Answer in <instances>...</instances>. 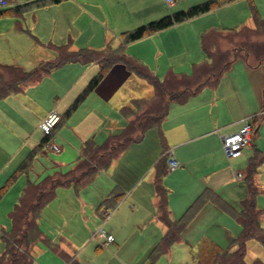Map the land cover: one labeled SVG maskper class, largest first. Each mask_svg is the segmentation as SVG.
I'll list each match as a JSON object with an SVG mask.
<instances>
[{
    "label": "crops",
    "instance_id": "obj_1",
    "mask_svg": "<svg viewBox=\"0 0 264 264\" xmlns=\"http://www.w3.org/2000/svg\"><path fill=\"white\" fill-rule=\"evenodd\" d=\"M73 1L71 0L72 3L75 2ZM117 1L122 2L120 4L122 11L120 20L115 22V28L119 30L117 43L114 47L109 44V41L106 45H93L94 50L113 51L122 47L127 58L145 66L161 80L166 79L171 74L192 76L199 67L209 65L212 62L203 49L202 36L204 34L222 32L227 35L234 29L250 27L242 25L246 22L245 20H248V15H245L243 9L231 10V7L239 5L237 3H241L240 1L243 0H217L220 4L204 14L174 24L139 40L123 43L121 36L123 32L135 29L139 25L159 19L170 13L164 15L160 13L159 9L164 12V8H159V1L142 0V3L136 0ZM192 1L194 0H190L188 3L191 4ZM203 1L206 0L193 3L187 8ZM160 2L162 3V0ZM84 3L86 2H75L77 7L84 5ZM114 4H116L115 1L111 5L117 9ZM224 9H227L225 14L221 13ZM80 10L84 12V9ZM153 13H155L154 16ZM219 16L235 20L236 25L234 26L236 27L227 29L229 27L221 25L223 30H217L216 28L220 27L216 25L215 21L218 20ZM251 17L253 19V16ZM187 21L190 26L186 30L182 28V25ZM253 23L251 27L255 26L254 19ZM190 35L192 38H190ZM193 40L199 42L200 45L198 47L193 46L191 43ZM39 45L30 47V44H24L18 48L19 50L0 51V61L10 62L0 64L14 65L28 70L33 69L41 62L51 61L57 57V49L54 44ZM79 46L82 45L73 47L72 51L82 48L93 49ZM188 47L190 55L189 53L186 55ZM195 47L196 56H192L191 53L195 50ZM231 49L232 46L220 48L219 50L227 51ZM202 54L206 56L208 61L201 57ZM174 62L191 65V72L178 70ZM235 63L239 65L236 69L240 76L229 78L227 75ZM261 66L264 68V63L251 65L243 57L233 59L216 83L212 82L205 85L183 101L170 102L166 114L160 120L154 122L139 140L130 143L122 153L114 158L106 168L107 170L98 171L89 183L78 188H75L72 184L64 185L63 188L58 186L54 191V197L50 201L54 199L52 208L54 219L57 218L56 220H58L57 222L60 223L61 227H59V232L52 237L53 240L48 236H43L42 233L38 242L42 240L51 248L54 256L57 259L61 257L64 263L84 264L80 262L77 250L88 240L89 225L96 219L98 213H100L98 215L100 219L101 212L104 209V206H102L103 201L117 188L125 192L123 198L129 193L135 194L126 199L131 205V218L119 216V214L114 216L116 226H113L107 232L117 235L116 238L120 239L121 242L116 243L114 239L112 243H115L117 248L125 243L124 235L129 231V221L131 219L143 226L153 224L156 232L148 245L153 252L161 243L167 229L158 214L159 196L156 176L159 171L164 172L159 182L166 191L167 212L171 219L180 218L201 194L206 193L209 197L188 221L179 240L174 243L180 242L185 236L186 229L192 227L191 225H196V221H206V223L215 226L225 223L227 219L225 215L229 214L221 209L219 200L226 202L235 210H241V202L249 195L245 175L252 161L258 164V171L253 176V183L257 189L254 202L256 208L261 212L260 225L264 228V210L257 205V199H260L264 193V189L261 187L264 185L261 173V168L264 166V70L263 72L260 71L259 74H254V71ZM99 70V61L88 63L69 61L53 68L38 81L27 83L21 91L11 93L0 99V190L5 188L3 191L5 192L11 182L23 173V171H20V166L26 162L28 155L33 150L36 151L31 161L39 152H43L42 150L47 148L45 147L46 144L56 145L58 150L54 151L52 148H49V150L61 153L64 146L57 144H67L66 139H74L76 143L79 142L81 145L78 156L76 160L71 161L73 165L67 171L69 172L75 168L80 160V150L86 140L92 139L95 144L100 146L106 144L110 138L121 136L127 130L129 124L149 108L150 103L155 98L153 85L148 79L131 71L126 64L117 62L109 68L104 78L78 107L66 117V124L60 129L57 128L59 134L57 132L54 134L55 128L61 126L64 117L62 113L65 112ZM58 71H61V75L63 74L61 83L60 79L58 80ZM54 77L57 79L55 88L54 83L45 84L46 81H52ZM140 86L147 88L141 90ZM54 99L59 102L60 110L54 106ZM139 102L143 103L138 104ZM51 110L57 111L62 119L49 135H45L40 130L39 125ZM126 110L127 114L125 113ZM260 113H262V116L259 121H253L252 117ZM244 119L252 121L251 141L243 147L239 157L230 159L222 147L220 136L238 131L244 126ZM108 131H110L109 134H107ZM46 136L49 137V141L43 143ZM58 138L61 139L62 143L58 142ZM39 144L45 145L37 148ZM167 150H171L180 162V166L174 170L167 168L164 155ZM238 162L242 164L240 166L244 165V167L239 171H235L231 165L236 166ZM56 166L58 165L56 164ZM150 166H153V168L151 172H148ZM167 170L171 172L165 175ZM67 172L54 171L53 175L50 176H58ZM102 172H105L108 176L106 184L101 181L104 177L103 174L101 176ZM238 172L241 173L240 177L237 176ZM28 173L25 182L21 184L18 179L10 187L9 191L17 187L15 192L8 196L7 210L10 211V214L20 202L23 190L29 183H41L49 177L48 175L38 182L37 178L40 175L34 172L33 167L30 168ZM13 175H15V178H12ZM99 177L102 187L93 199L89 191L83 190V188L97 181ZM17 184L18 186H16ZM234 185H241L237 199L231 197V190ZM56 190L58 194H56ZM9 191L8 193H10ZM231 202H234V204ZM95 206V210L92 209ZM233 218L239 224L238 220L235 217ZM104 221L100 222V224H103V228ZM133 226L135 225L133 224ZM94 232L91 233V237ZM121 235H123L122 238H120ZM95 237L100 241L99 237ZM205 239H201L198 244ZM232 240H234V237L229 238V246L231 249H235L236 246H231ZM257 242L259 241L257 240ZM37 243L32 248V256ZM197 250L193 254V261ZM256 259L258 258L252 259L249 263L245 259V262L251 264Z\"/></svg>",
    "mask_w": 264,
    "mask_h": 264
},
{
    "label": "trees",
    "instance_id": "obj_2",
    "mask_svg": "<svg viewBox=\"0 0 264 264\" xmlns=\"http://www.w3.org/2000/svg\"><path fill=\"white\" fill-rule=\"evenodd\" d=\"M62 0H33L37 6L57 4ZM29 3H25L27 5ZM220 3L217 0H206L201 3L190 6L185 10H179L159 19L149 21L139 25L135 29L123 32L121 34L123 43L139 40L159 30L168 28L174 24L191 19L204 14ZM19 7V6H18ZM16 7L15 9L19 10ZM254 27H244L242 29L232 30L240 39L237 44L232 46L231 50L221 51L216 49L215 43L209 44L207 41L209 34L202 36V45L206 55L212 60L209 65H202L192 76H178L171 74L166 79L161 80L152 74L145 66L126 57L123 48L119 47L113 51H99L94 49L82 48L75 51L68 46H56L57 57L54 60L41 62L31 70H24L14 65L0 64V99L5 96L19 92L23 86L29 82H35L41 79L53 68L58 67L69 61H83L85 63L99 61L100 70L83 90L77 95L73 102L63 113L68 117L86 96L100 83L109 68L117 62H122L128 68L139 76L148 79L153 85L155 98L150 103L149 108L138 115L127 127V130L119 137L110 138L106 144L97 145L92 139L86 140L80 150V160L75 168L65 174L58 176H49L41 183H29L23 190L20 202L12 210L10 217L12 220V231L9 234H3L5 250L0 256V264H35L32 256V248L42 235L38 219L42 208L54 197V191L58 186L73 185L78 188L89 183L94 175L105 170L120 153H122L133 141L139 140L143 133L154 122L160 120L167 112L169 103L172 101H183L190 95L199 91L209 83H216L222 73L229 67L233 59L243 57L251 65L264 63V40L254 39L252 37L264 34V20L260 17L256 9H252ZM5 11H0V14ZM222 33V32H221ZM227 34V35H229ZM264 102V89H263ZM143 102H139L141 104ZM127 110L125 111V113ZM127 114V113H126ZM262 113L252 117V120L258 122ZM62 119V116H61ZM61 119L59 122H61ZM49 137L43 139V143L48 142ZM45 144H39L37 148ZM33 150L26 162L20 166V171L29 167L31 158L34 155ZM258 171V164L252 161L246 171L245 180L248 183L249 195L241 202V210H235L226 202L220 201L221 209L229 215L235 217L241 225V234L234 238L231 246L235 249L221 250L210 240H202L197 246V252L194 255L195 264H247L245 255L247 251L246 243L249 239H256L264 246V228L260 225L261 212L256 208L254 198L257 192L253 183V176ZM163 171H159L156 176L157 193L159 196L158 214L160 220L166 226V232L162 241L153 250L152 255L157 257L166 253L170 246L179 240L182 231L188 221L196 214L197 210L209 199L206 193L197 197L192 205L188 207L185 213L178 219H171L167 212L166 191L161 186L160 180ZM15 178V175L12 178ZM5 190H0V196ZM125 196V192L114 190L106 200L103 201L104 208L115 207V204ZM251 264H263L259 259Z\"/></svg>",
    "mask_w": 264,
    "mask_h": 264
},
{
    "label": "rangeland",
    "instance_id": "obj_3",
    "mask_svg": "<svg viewBox=\"0 0 264 264\" xmlns=\"http://www.w3.org/2000/svg\"><path fill=\"white\" fill-rule=\"evenodd\" d=\"M6 1H7V5L0 10V11L2 10L5 11L4 13L0 14V51L2 52L19 50L18 48L24 44L27 45L30 44V47L40 46L39 44H43V45L54 44V46L66 45L69 47V49L72 50V48L77 45H82L79 47H89L94 49L93 45L96 46H99L101 44L106 45L108 41L109 44L113 47L117 43L119 30L115 28V22H119L120 15L122 12L120 8V4L122 2L120 1L74 0L75 2H80V3H82L83 1L86 2L84 3V5H81L80 7H77L75 2L73 1L74 3H72L71 0H62V2L58 4H49L40 7L37 6L34 2L30 3L31 0H6ZM114 1L116 3L114 5H116L117 9H115V7L111 5L112 2ZM136 1L141 2L142 0H136ZM149 1H155V2L159 1V8L163 7L164 12H162L161 9H159V11L160 13H163L162 15H164L178 11L179 9H185L189 5L200 2L202 0H194L191 2V4L188 3L190 0H179L171 6L167 5L164 0H162V3L160 2V0H149ZM240 2L241 3H237L239 5H235L234 7H231V10L243 9L245 15H248V20H245L246 22H244L242 25L250 26V27L253 26L254 23L251 17L253 15V11H252L253 8L257 10L260 17L264 20V0H251V1L243 0ZM25 3H29V4L25 5ZM16 7H18L19 10L15 9ZM80 9H84V12L81 11ZM225 12H227V9H224L221 13L225 14ZM154 15L155 13H153V16ZM213 17H215V15H213ZM215 23H217L216 25H219L218 27H220V28H216L217 30L218 29L223 30L221 28V25H224L223 27H229L227 29H232L236 27L234 26L236 25L235 20H231L229 17L228 19H226L223 16H219L218 20H216ZM189 26L190 24L187 21L183 23L182 28L187 30ZM209 36L210 37L208 38L209 40L207 42L209 44L214 42L216 45V49L233 46L237 44L236 41L240 39L239 37H237L236 34H232V33H230L229 35L223 33H211ZM190 38H192L191 35ZM254 39L264 40V34H261L260 36L252 37V40ZM191 43L193 44V46L196 47L200 45L199 42L194 40ZM196 47L195 50L191 53L192 56H196ZM187 53H189V47L187 48L186 55ZM202 55L201 57L206 59V56L204 54ZM206 61L208 60L206 59ZM0 63L8 64L10 62L0 61ZM174 64L176 68L182 72H188V73L191 72V65H187L186 63L185 65H182L177 62L176 63L174 62ZM238 66H239L238 63L233 64V68L229 71L227 75L229 78H235L237 76H240L238 70L236 69L238 68ZM28 70H31V68ZM263 70L264 68L263 66H261L259 69L257 68L254 71L255 72L254 74H259V72L260 71L263 72ZM62 78H63V74L61 75V71H58V80L60 79V83L63 80ZM52 81L51 80L46 81L45 84L54 83V88H55L56 87L55 82H57L56 77H54ZM145 88L147 87L140 86L141 90ZM54 106H56V108L60 110V104L55 99H54ZM243 121L246 122L245 119ZM248 121L252 124L251 120ZM66 122L67 119L65 116L63 117L61 126L55 128L54 134L56 132L57 134H59L57 128L60 129L62 126L66 124ZM109 133L110 131H108L107 134ZM66 141L67 144H57L59 146L61 145L64 146L63 151L61 153H55L52 150H49V148H51L50 144L49 145L46 144L45 147H47L48 149L46 148L42 150L43 152H39L32 159L30 166L26 170H24L19 177L15 178L11 182L10 186H8L7 190L1 194L0 196V255L5 250V244L3 243L1 236L3 233L4 234L11 233L13 228L12 220L10 217V211L7 210V205H8L9 194L15 192L17 187H14L13 189H11V191H9L11 185L15 184L18 179H19L18 182L19 183L21 182V184L25 182L27 173L30 171L31 167H33L35 173L40 175L37 178L38 182L42 181L48 175L49 176L53 175L54 171L61 170L63 172H67L73 165L71 161L76 160L78 156V150L81 144L79 142L76 143L74 139H70V140L66 139ZM58 142L62 143L60 138H58ZM54 151L56 150L54 149ZM56 164L58 166H56ZM240 165L242 164L238 162L236 166L234 164H232L231 166L235 171H239L242 169V167H244V165L243 166ZM152 168L153 166H150V168H148L147 171L151 172ZM170 172L171 171L167 170L165 175H167V173ZM261 173L263 175L262 179L264 181V166L261 168ZM102 174L104 175V177L101 179V181H103V183L106 184L108 181V176L105 172H102L101 176ZM16 186H18V184ZM63 187L64 186H61L60 188ZM101 187L102 184L100 183V177H99L97 181H94L87 187L83 188V190L89 191L91 198L94 199L97 193L100 192ZM232 187L233 189L231 190L232 192L231 197H233L232 199H237V197L239 196L238 194L240 192L239 190L241 185H234ZM261 187L262 189H264V185H262ZM8 191L10 193H8ZM241 192L243 193V191ZM56 194H58L57 190H56ZM134 194L135 193H133V195L132 193H129L125 198H122L120 201H118L115 204V207L109 208L111 210H114V212H112V214L107 218V220L105 219L104 221L105 222L104 229L106 231H108L110 228H113V226H116V223H114L116 221V219L114 218L116 214H119V216L122 215L123 217L127 216L128 218H131V213H130L131 205H129V202L128 200L126 201V199L129 196L130 197L134 196ZM231 203L234 204V202ZM257 205H259V207H261L264 210V193L260 199L259 198L257 199ZM53 206H54V199L50 201L43 208V211L41 212L42 214H40L39 219L37 220L41 228V231L43 233V236L46 237L48 236V238L50 237L51 239L52 237H54L55 233L59 232L60 229L59 227H61L60 223L57 222L58 220H56L57 218L54 219V211L52 210ZM96 206L92 209L95 210ZM233 206L235 207V205ZM99 214L100 213L96 215V219L93 220L89 225L88 240L82 245L81 248H78L77 250V255L79 252V260L84 264H194L193 254L196 251L197 244L201 239L204 238L209 239L219 249L228 250L230 249L228 242L229 238L239 237L242 230L240 225L237 223V221L230 215H225L227 216L226 217L227 219L225 223L223 225L221 224L220 226L208 224L206 223V221H201V222L196 221L195 223L196 225H191L192 227H190L188 230L186 229L184 233L185 236H183L182 241L173 243L169 248L168 253L161 254L155 257L152 255V250L148 246L149 242L152 241V238L156 232V229L154 228L153 224L150 225L147 224L149 226H143L141 224H138L134 220L130 219L129 231L127 234L124 235L126 241L123 245L117 248L115 243H112V245L111 243L109 245H102L101 241H99L96 237L94 236L91 237V233L97 230L98 226L100 225V222L102 221L100 220L102 219V216L100 215V219H99L98 216ZM133 224L135 226H133ZM116 236L114 235L115 242L116 243L121 242L120 239L116 238ZM122 237L123 235L120 236V238ZM97 246L100 247L98 248ZM33 256H34L35 264H60V262L61 264H67L64 263L61 257L57 259L54 256L51 248L47 246L42 240L37 243ZM254 258H258L264 264V247L259 242H257V240L251 239L247 243V253L245 259L249 263Z\"/></svg>",
    "mask_w": 264,
    "mask_h": 264
},
{
    "label": "built area",
    "instance_id": "obj_4",
    "mask_svg": "<svg viewBox=\"0 0 264 264\" xmlns=\"http://www.w3.org/2000/svg\"><path fill=\"white\" fill-rule=\"evenodd\" d=\"M177 1L179 0H165L166 4L169 6L175 4ZM6 5V0H0V9L4 8ZM60 119L61 115L57 111L51 110L44 118V120L40 123L39 128L45 135H49L57 126ZM248 120L249 119H246L244 126H242L238 131L220 136L222 147L227 157L230 159L239 157L242 153L243 147L248 145L251 141V132L253 128L252 124ZM50 147L52 149L58 150V147L56 145L50 144ZM164 155L166 158V165L169 170H174L180 166V162L175 158L171 150H167ZM237 176L240 177L241 173L238 172ZM112 212L113 210L104 208L101 212L102 221L107 219L112 214ZM93 236L99 237L102 245H109L114 241L113 234L107 232L103 228V224H100L98 226Z\"/></svg>",
    "mask_w": 264,
    "mask_h": 264
}]
</instances>
